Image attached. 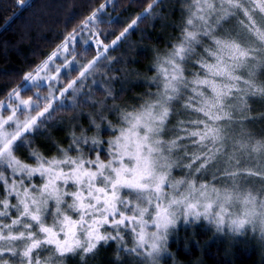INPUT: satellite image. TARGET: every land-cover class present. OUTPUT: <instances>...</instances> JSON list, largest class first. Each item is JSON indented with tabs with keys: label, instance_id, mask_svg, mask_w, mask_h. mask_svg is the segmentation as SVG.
Returning <instances> with one entry per match:
<instances>
[{
	"label": "snow or ice",
	"instance_id": "6c2138e0",
	"mask_svg": "<svg viewBox=\"0 0 264 264\" xmlns=\"http://www.w3.org/2000/svg\"><path fill=\"white\" fill-rule=\"evenodd\" d=\"M16 2L27 6V0ZM163 2L149 0L144 12L110 44L97 40L99 54L79 71V85L71 80L43 104L39 99L22 98L23 89L17 88L7 93V102L0 101V218L10 221L0 220V241L6 242L0 244V257L5 252L16 256L17 246L12 242L22 241L19 264H42L37 250L45 248L59 257L80 252L84 260L102 243L117 241L128 255L156 264L167 251L170 230L181 218L185 225L203 219L217 231L227 226L235 233L250 225L264 238V195L241 191L239 183L253 176L264 180V165L240 166L237 154L248 148L243 140L233 141L231 151L225 150L232 139L229 130L236 120L234 112L247 118L245 97L264 96V84L255 82L256 70L264 68V28L257 26L244 6L247 3L251 10L264 13V0H190L179 39L156 59V76L149 81L156 85V92L148 93L131 110L113 109L119 126L104 115L99 122L90 118L95 135L83 128L79 135L70 132L69 146L57 145L58 155L51 158L27 143L32 132L53 118V104L65 94L77 93L101 57L111 59L106 55L108 48L115 47L137 21L154 14ZM104 7L102 4L97 11ZM237 9L248 23L239 21L242 29L236 35L229 31L218 34L221 22L236 16ZM96 19L97 12H93L83 28ZM260 21L264 23V16ZM73 39L74 35L69 36L24 81L55 80L51 72L60 71L55 67L56 58L68 51ZM106 95L111 96V91ZM7 110L10 114L5 116ZM173 117L175 123L170 125ZM102 124L111 139L101 137ZM22 147H28L34 166L15 155ZM251 151L264 157V141H257ZM174 168L184 170L181 178L172 175ZM5 169L10 170L8 176ZM205 176L210 179L205 181ZM124 232L133 240L131 248L124 244ZM0 264L7 261L0 259ZM43 264L63 261L54 262L49 256Z\"/></svg>",
	"mask_w": 264,
	"mask_h": 264
},
{
	"label": "trees",
	"instance_id": "16d2710c",
	"mask_svg": "<svg viewBox=\"0 0 264 264\" xmlns=\"http://www.w3.org/2000/svg\"><path fill=\"white\" fill-rule=\"evenodd\" d=\"M168 1L164 0L166 3ZM148 2L149 0H27V6L24 7L19 6L16 0H0V101H5L7 93L13 88L22 89L26 82L23 77L29 72H35L36 67L61 47L69 36L82 34L86 29L83 28V23L89 15L97 12V16H102L103 13L97 11L102 4L105 9L114 7L115 11L134 19ZM164 2L156 9L163 7ZM179 5L181 4L177 1L172 5L168 4L166 20L159 16H148L147 19L137 21L133 37L140 45H144L141 49L140 45L137 46L140 58L138 66L141 67L136 68L138 73L152 75L150 62H156L159 53L170 51L171 45L179 39L185 20V14ZM96 24L103 31H112V36H118L126 27L125 23L113 22L107 15ZM205 42L207 43L206 38ZM243 71L241 70L242 73ZM185 74L187 75V71ZM255 82L264 84V68L256 70ZM131 88L123 94L125 100L121 102L122 105L133 98L136 87ZM139 89L140 92L143 91V87ZM263 97H245L248 101L247 118L234 112L236 120L231 129L235 133L246 134L263 128L264 107L260 103ZM174 123L175 118H170L169 124ZM196 225L194 231L187 229L179 238H172L169 244L171 254L165 257L163 264H264V243L245 244L242 240L229 243L221 235L213 237L214 232L206 228L204 223ZM37 251L40 252L41 261L52 256L53 261L62 260L63 264H119L115 241L109 242L106 247L99 245L95 253L86 256L84 260L80 259V252L59 257L53 255L50 248ZM35 255L34 252L33 256Z\"/></svg>",
	"mask_w": 264,
	"mask_h": 264
},
{
	"label": "rangeland",
	"instance_id": "374dc122",
	"mask_svg": "<svg viewBox=\"0 0 264 264\" xmlns=\"http://www.w3.org/2000/svg\"><path fill=\"white\" fill-rule=\"evenodd\" d=\"M174 1L180 2V10L185 14L186 18V5L190 2V0H169L168 3L164 2L163 7L155 9L154 14H150L149 16L151 18H157V16H159L161 19L163 18V20H166L169 12L168 4L172 5ZM254 2H258V0H254ZM244 6L250 9L253 18L257 20V26L264 28V23H261L260 21V17L264 16V13H260L258 8L251 10V5L247 3H245ZM101 12L103 15L100 17L97 16V19L89 26V28H86L82 34L74 36L72 43L68 45V51L56 58L55 67H58L60 71L59 73L52 71L51 75L57 78L55 80H41L38 84L25 82L22 88L23 90L21 91L22 98H32L34 101L39 99L43 104L46 102V99L50 98L52 93L56 92L58 89H62V86L66 85L71 80H77V84L79 85V71L82 70L83 66L87 62L93 60L99 54L101 46L97 44V40L103 41V43L107 45L117 37L112 36V31L110 30L104 29L103 31L101 28H98L96 22L103 19L105 15H107L113 22H122L125 23L126 26L133 20L130 19L129 16L124 15V13L115 11L114 7L109 9H105L104 7ZM143 12L144 10L141 11L140 15ZM236 12V16H230L227 20L221 22L222 27L217 28V33L220 34L224 31H229L232 35H236V32L242 29V25L239 21L242 20L244 23H248L247 17L243 15L241 10L237 9ZM137 26L131 29L129 34L125 38L121 39L115 47L108 48L106 55L111 57V59L105 61L104 58L101 57L100 61L97 62L96 70L84 82L83 86L77 93L73 95L65 94L64 97H61L53 104L52 107L56 110L55 115L46 125L41 126L39 131L32 132L30 136L28 133L24 134L29 136V140L27 142L29 147L35 148L46 158L58 155L56 146L59 145L62 148H67L71 139L69 135L70 132L76 131L77 135H79V130L83 128L87 130L89 134L95 135V133L91 131L89 123L90 118L96 119L97 122H99V116L104 115L113 125L119 126V116L113 109L120 108L131 110L133 107H138L142 101L147 99L148 93L156 92V85L149 83V81L156 76V68L154 67L156 62H150V68L153 69L152 75L149 74L147 76L144 73H138L136 69H141V67L138 66L140 58H138L137 55V46L140 44L133 37V32L137 30ZM142 46L144 45L141 44L139 49H141ZM166 54L167 53H159L158 56H164ZM130 66L132 68H130ZM49 67L51 69L53 68V65H50ZM261 69L263 70V68ZM41 75H44V73H41ZM132 86L136 87L133 98L131 100H126L125 105L123 104V106L121 104V102L123 103L125 100L123 99V94L125 91L131 90ZM141 87H143L142 92H140L139 89ZM109 90L112 93L111 96L106 95ZM8 99L9 98H7L4 102H7ZM260 101L261 105H263L262 107H264V99ZM3 114L5 116L10 114V110H7ZM17 115L20 116L21 119L24 118L21 113H17ZM101 128V137L104 140L111 139L112 136L103 131V124L101 125ZM229 131L232 139L229 140V146L226 147V151H231L230 145L235 140H243L248 144V148L245 151L237 154L240 157L241 167L246 165L248 167L255 168L257 164L264 165V157H262L261 154L251 151L252 145H254L257 141H264V126L259 131H251L246 134L242 132L235 133L232 129ZM21 139H23V137ZM17 143H19V141H17ZM245 152L247 155H245ZM15 155L22 162L34 166V158L29 155L28 147L20 148ZM183 171V169L174 168L172 175L179 179L181 178V173ZM4 174L8 176L10 174V170L5 169ZM196 179L199 181L200 175H197ZM209 179L210 176L204 177L205 181ZM214 183L219 185L220 181H214ZM239 183L241 191L248 189L253 193L259 192L261 195H264V180H261L260 177L253 176L242 178ZM0 196H3L2 187H0ZM12 199L14 203L15 198L13 197ZM15 216L16 213L13 211L12 217L14 218ZM0 220H3L5 223L10 222L8 218H0ZM199 222L201 224L204 223L206 228L214 232L212 235L213 237L221 235L223 238L225 237L229 243L236 240H242L245 244L256 243L263 245L264 243V238H261L259 229L257 228L256 230H253L250 225H246L241 232L235 233L230 231L227 226H225L223 231H217L214 224H209L208 221L203 219L194 224H188L193 225L192 227L186 226L183 224L181 218V222L178 226L174 230H170V234L168 235L166 242L167 251L157 258L156 264H163L165 257L170 256L171 253L169 251V244L170 241L173 240L172 238H179L181 233L187 232V229L194 231L197 226L196 224ZM13 231L15 232V229H13ZM123 235L124 244L131 248L133 246L132 238L127 232H124ZM109 242L107 244H102L106 247L109 245ZM115 242L116 247L118 248L119 264H151V261L146 260L144 257L128 255L122 250L123 245L119 244L117 241ZM4 243L6 242L0 241V244ZM12 243L17 246L16 257L12 256L8 252H5L4 255L10 254L9 257L3 256L0 257V259L6 260L7 264H19V261L21 260L19 253L22 251L19 245L22 241H14ZM41 262L43 264V261Z\"/></svg>",
	"mask_w": 264,
	"mask_h": 264
}]
</instances>
